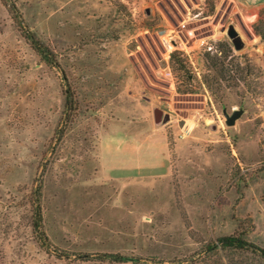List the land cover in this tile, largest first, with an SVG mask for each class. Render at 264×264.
<instances>
[{"label": "rangeland", "instance_id": "obj_1", "mask_svg": "<svg viewBox=\"0 0 264 264\" xmlns=\"http://www.w3.org/2000/svg\"><path fill=\"white\" fill-rule=\"evenodd\" d=\"M235 234L264 250V0H0V264H244L207 251Z\"/></svg>", "mask_w": 264, "mask_h": 264}, {"label": "trees", "instance_id": "obj_2", "mask_svg": "<svg viewBox=\"0 0 264 264\" xmlns=\"http://www.w3.org/2000/svg\"><path fill=\"white\" fill-rule=\"evenodd\" d=\"M262 30L257 29V33L262 35ZM263 36V35H262ZM36 45H38L36 43ZM40 57L46 62V63H51V59L49 56V52H46V49H43L42 47H37L35 48ZM177 54L174 53L172 54V59L175 60L177 59ZM207 60L209 61V66L210 67H219L221 70V74L223 73V64L220 61H216L215 59L207 56ZM180 66L183 65V62L179 60ZM40 198V196H39ZM38 198V200H39ZM41 222H42V217H41V212L40 209L38 208L36 211L35 215V222H34V228L38 231L40 230V235L39 238L42 241V244L45 245L44 243H47V237L45 236L44 232L41 231ZM42 233V234H41ZM243 235H231L229 237H223L218 239L214 244L208 246L207 251L210 252L211 254H219V250H227V249H233L234 251L236 250L238 253H243L245 254V258H243V263L244 264H253V259L259 257L261 260L264 261V250L246 242L243 238ZM44 241V242H43ZM82 258H87V255H82ZM252 258V259H250ZM252 260V262L250 261Z\"/></svg>", "mask_w": 264, "mask_h": 264}, {"label": "water", "instance_id": "obj_3", "mask_svg": "<svg viewBox=\"0 0 264 264\" xmlns=\"http://www.w3.org/2000/svg\"><path fill=\"white\" fill-rule=\"evenodd\" d=\"M232 38H234V42H237V39L233 35V33L230 34ZM243 110H236L232 114H228L226 111H224V116L226 118V125L229 127H232L236 124V121L242 116ZM159 122V120L157 119Z\"/></svg>", "mask_w": 264, "mask_h": 264}, {"label": "built area", "instance_id": "obj_4", "mask_svg": "<svg viewBox=\"0 0 264 264\" xmlns=\"http://www.w3.org/2000/svg\"><path fill=\"white\" fill-rule=\"evenodd\" d=\"M200 45H201V46H203V45H204V43H203V42H201V43H200ZM167 48H168V51H172V49L174 48V46L168 43V46H167Z\"/></svg>", "mask_w": 264, "mask_h": 264}]
</instances>
